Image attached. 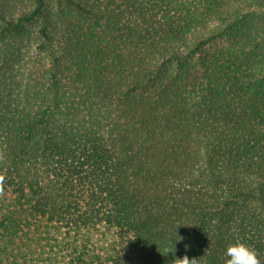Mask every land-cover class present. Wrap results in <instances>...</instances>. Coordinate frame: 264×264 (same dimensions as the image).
I'll return each mask as SVG.
<instances>
[{
  "label": "trees",
  "instance_id": "1",
  "mask_svg": "<svg viewBox=\"0 0 264 264\" xmlns=\"http://www.w3.org/2000/svg\"><path fill=\"white\" fill-rule=\"evenodd\" d=\"M236 243L264 264V0H0V264Z\"/></svg>",
  "mask_w": 264,
  "mask_h": 264
},
{
  "label": "clouds",
  "instance_id": "2",
  "mask_svg": "<svg viewBox=\"0 0 264 264\" xmlns=\"http://www.w3.org/2000/svg\"><path fill=\"white\" fill-rule=\"evenodd\" d=\"M226 264H260L257 252L244 243H236L225 250ZM178 264H189L187 257L177 259Z\"/></svg>",
  "mask_w": 264,
  "mask_h": 264
},
{
  "label": "rangeland",
  "instance_id": "3",
  "mask_svg": "<svg viewBox=\"0 0 264 264\" xmlns=\"http://www.w3.org/2000/svg\"><path fill=\"white\" fill-rule=\"evenodd\" d=\"M233 43V38L230 37V36H223V37H220L218 39H216L215 42H213L212 44H210L208 47H207V50L209 52H216V51H219V50H224L228 47L231 46V44ZM42 244H39L38 245H35V255L36 257H39V260L42 262H45L44 259L47 257V255L43 252L47 251V244H45V241H42L41 242ZM42 245H44L45 247L42 249ZM44 255H43V254Z\"/></svg>",
  "mask_w": 264,
  "mask_h": 264
}]
</instances>
